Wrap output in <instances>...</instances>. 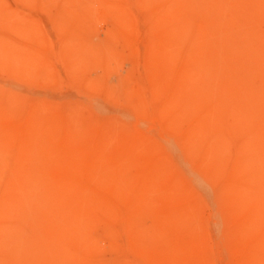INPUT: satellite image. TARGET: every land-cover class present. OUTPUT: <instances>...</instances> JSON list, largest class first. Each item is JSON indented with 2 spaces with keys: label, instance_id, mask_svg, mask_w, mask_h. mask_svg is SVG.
Wrapping results in <instances>:
<instances>
[{
  "label": "bare ground",
  "instance_id": "bare-ground-1",
  "mask_svg": "<svg viewBox=\"0 0 264 264\" xmlns=\"http://www.w3.org/2000/svg\"><path fill=\"white\" fill-rule=\"evenodd\" d=\"M0 264H264V0H0Z\"/></svg>",
  "mask_w": 264,
  "mask_h": 264
}]
</instances>
